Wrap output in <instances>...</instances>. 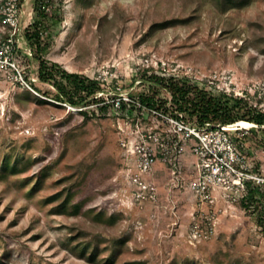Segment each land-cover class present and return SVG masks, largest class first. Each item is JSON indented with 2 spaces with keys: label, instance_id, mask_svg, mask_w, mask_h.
I'll return each instance as SVG.
<instances>
[{
  "label": "rangeland",
  "instance_id": "374dc122",
  "mask_svg": "<svg viewBox=\"0 0 264 264\" xmlns=\"http://www.w3.org/2000/svg\"><path fill=\"white\" fill-rule=\"evenodd\" d=\"M17 8L19 47L0 48V264H264V139L255 125L190 140L165 113L132 103L97 109L136 100L150 68L264 110V0H17ZM28 29L38 30L42 58L100 85L76 110L39 80ZM8 35L0 13L1 39ZM141 133L157 152L148 174L138 166ZM218 148L236 171L213 178L206 165Z\"/></svg>",
  "mask_w": 264,
  "mask_h": 264
},
{
  "label": "trees",
  "instance_id": "16d2710c",
  "mask_svg": "<svg viewBox=\"0 0 264 264\" xmlns=\"http://www.w3.org/2000/svg\"><path fill=\"white\" fill-rule=\"evenodd\" d=\"M39 13L43 16V10ZM31 24L39 28V22L36 20ZM29 30L25 33L26 38L33 45L34 55L39 63L38 78L53 84L58 89L57 99L76 106L93 96L100 88L98 82L84 74L68 71L57 62L42 58L43 46L39 42L38 30L34 29L32 33ZM149 71L150 68H146L139 74L141 81L148 84L147 89L139 93L136 100L132 99V96L129 100H121L120 105L115 109L120 112L127 111L132 103L138 112L158 111L182 119L196 127H203L207 122L215 126L246 120L252 122L255 129L263 133L264 139V110L246 98L232 92L214 89L206 81L189 76L175 73L166 75L159 71L149 73ZM33 84L30 82L32 87ZM113 106V101L110 104L104 102L97 109L98 112L105 113Z\"/></svg>",
  "mask_w": 264,
  "mask_h": 264
},
{
  "label": "built area",
  "instance_id": "2783aa9c",
  "mask_svg": "<svg viewBox=\"0 0 264 264\" xmlns=\"http://www.w3.org/2000/svg\"><path fill=\"white\" fill-rule=\"evenodd\" d=\"M0 13H1V26L6 29L9 32V35L2 38L3 36H0V48L2 53L10 52L16 50L18 44H16L17 40L14 39L16 36H18L21 33V29L19 27V21H18V8H17V0H2V4L0 5ZM10 59V58H9ZM9 64L12 65L13 68L17 70V73L20 75V78H22L21 73L19 69L17 68L16 64L11 59L8 60ZM27 84V83H26ZM126 96H121L114 100V106L118 107L120 105L121 100H128ZM159 114H161L159 112ZM166 118H169L170 120L174 121L181 130H183L186 133L185 139H201L200 132L204 129H216L217 132H221L223 135H225V130H228V125H219L216 124L215 126L211 123H206L203 127H196L195 125H192L188 122H185L182 119L175 118L173 116H167ZM151 139L150 134L141 133L139 135V140L137 144V150L139 151V171L141 173H149L151 172L153 165L157 159V152L156 150H151L148 148V146H145V139ZM154 139L158 140V136H154ZM161 140H163V137H160ZM224 140H227V138L224 136ZM231 140L228 141L227 146L228 148H225L228 157L230 159H235V152L231 149ZM222 148H218L213 152V158L216 160L215 166H211L207 164L206 166L209 168V173L213 176V178L219 177V175H223V171H233L236 170L233 168L231 164L227 162V160L223 159L222 157ZM224 149V148H223ZM165 159V157H163ZM262 183H264V178H261ZM197 188L199 186H196ZM264 187V186H262Z\"/></svg>",
  "mask_w": 264,
  "mask_h": 264
},
{
  "label": "bare ground",
  "instance_id": "6f19581e",
  "mask_svg": "<svg viewBox=\"0 0 264 264\" xmlns=\"http://www.w3.org/2000/svg\"><path fill=\"white\" fill-rule=\"evenodd\" d=\"M68 69H70V65H67L66 66ZM70 107L73 109V110H76V107L73 106V105H70ZM231 125V124H229ZM232 125L234 126H242V127H247V126H252L254 125L252 122H249V121H246V120H239L238 122L236 123H233Z\"/></svg>",
  "mask_w": 264,
  "mask_h": 264
}]
</instances>
